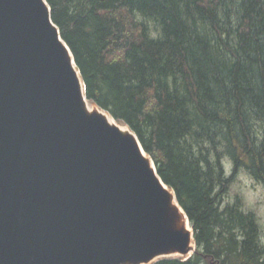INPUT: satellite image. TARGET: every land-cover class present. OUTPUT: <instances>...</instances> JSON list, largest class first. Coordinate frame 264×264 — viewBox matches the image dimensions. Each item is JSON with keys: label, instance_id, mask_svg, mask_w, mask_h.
<instances>
[{"label": "trees", "instance_id": "trees-1", "mask_svg": "<svg viewBox=\"0 0 264 264\" xmlns=\"http://www.w3.org/2000/svg\"><path fill=\"white\" fill-rule=\"evenodd\" d=\"M87 99L134 132L194 230L152 264H264L241 170L264 185V0H47ZM232 163L226 174L225 162Z\"/></svg>", "mask_w": 264, "mask_h": 264}, {"label": "water", "instance_id": "water-1", "mask_svg": "<svg viewBox=\"0 0 264 264\" xmlns=\"http://www.w3.org/2000/svg\"><path fill=\"white\" fill-rule=\"evenodd\" d=\"M69 49L47 0H0V264L190 256L174 191L135 134L87 111Z\"/></svg>", "mask_w": 264, "mask_h": 264}, {"label": "rangeland", "instance_id": "rangeland-1", "mask_svg": "<svg viewBox=\"0 0 264 264\" xmlns=\"http://www.w3.org/2000/svg\"><path fill=\"white\" fill-rule=\"evenodd\" d=\"M90 103L94 105L95 107L99 108L97 105L93 104L92 102ZM106 113L109 114L108 112ZM224 165H225L226 174L230 175L232 172V163L227 161L225 162ZM236 196L242 197L243 201L245 202L246 210H254L257 213L260 224H261V232H262L261 238L264 243V185L252 179L250 175L247 173V171L243 169L240 171L236 181L232 183L230 191H229L230 200L234 199ZM178 256L180 255L163 254L158 257H155L151 262L146 263V264H151L162 258L178 257Z\"/></svg>", "mask_w": 264, "mask_h": 264}, {"label": "bare ground", "instance_id": "bare-ground-1", "mask_svg": "<svg viewBox=\"0 0 264 264\" xmlns=\"http://www.w3.org/2000/svg\"><path fill=\"white\" fill-rule=\"evenodd\" d=\"M69 55L71 57L73 67L75 68V70L77 72V75L79 77V80L81 81L82 91H83V95H84V93H85L84 83H83V80H82L80 71H79V69H78V67H77V65H76V63H75V61L73 59V55H72V52L70 51V49H69ZM85 106H86L88 112L99 111L100 113H102L105 116V119L110 124L116 125L122 132H124V133H131V131L127 128V126L122 125L121 123L117 122L112 116H110L106 112L104 113V111H101L100 109H98L97 107H95L94 105H92L87 100L86 97H85ZM139 146H141L140 143H139ZM141 152L143 153V155L145 157H147L149 159V161L151 163V166L153 167L154 165H153V162H152L151 158L147 155V153L144 150H142V147H141ZM173 204L174 205H177L178 204L175 198H173ZM179 213L181 214L180 215L179 225H181L182 227L186 228V230L191 231L192 228H191V226H190V224H189V222H188V220L186 218V215H185V213H184V211H183L182 208L180 209ZM125 264H129V263H125Z\"/></svg>", "mask_w": 264, "mask_h": 264}]
</instances>
